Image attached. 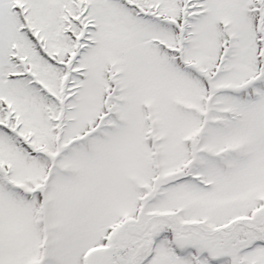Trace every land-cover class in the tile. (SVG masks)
Instances as JSON below:
<instances>
[{
  "label": "snow or ice",
  "instance_id": "1",
  "mask_svg": "<svg viewBox=\"0 0 264 264\" xmlns=\"http://www.w3.org/2000/svg\"><path fill=\"white\" fill-rule=\"evenodd\" d=\"M0 264H264V0H0Z\"/></svg>",
  "mask_w": 264,
  "mask_h": 264
}]
</instances>
